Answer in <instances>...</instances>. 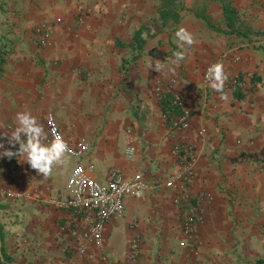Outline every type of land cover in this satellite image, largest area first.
<instances>
[{
	"label": "crops",
	"instance_id": "0c3cea01",
	"mask_svg": "<svg viewBox=\"0 0 264 264\" xmlns=\"http://www.w3.org/2000/svg\"><path fill=\"white\" fill-rule=\"evenodd\" d=\"M195 1L183 0L170 31L156 20L157 0H0V141L7 148L16 114L30 111L45 131L51 114L69 143L83 138L87 144L85 157L65 153L53 165L46 188L39 185L42 173L22 157H0V186L38 196L28 202L5 196V206L0 195L2 243L11 257L4 264H264V0H232L248 36L207 29ZM208 5L219 20L220 5ZM83 9L86 25L76 21ZM42 21L53 28L48 45L34 33ZM141 25L148 29L134 50ZM180 28L192 37L183 48L175 36ZM224 51L239 56L222 65L242 83L220 93L202 74ZM171 79L190 107L188 129L168 125L155 91ZM176 143L191 148L192 190L210 194L196 249L179 245L178 181L165 185L181 167L171 151ZM78 162L91 163L103 184L112 171L142 173L153 183L142 196L125 198L124 212L104 226L102 248L91 244L84 254L76 251L72 213L49 202L68 195L67 178ZM135 238L139 255L130 261Z\"/></svg>",
	"mask_w": 264,
	"mask_h": 264
},
{
	"label": "built area",
	"instance_id": "2783aa9c",
	"mask_svg": "<svg viewBox=\"0 0 264 264\" xmlns=\"http://www.w3.org/2000/svg\"><path fill=\"white\" fill-rule=\"evenodd\" d=\"M87 12V9H83L76 16L78 24L86 25L85 15ZM120 21L123 22V20ZM52 29V25L46 21H42L35 26L34 33L41 44L48 45L50 43ZM238 59V55L230 51H224L218 58L205 66L202 74L204 81L208 82L205 75L211 64H223L226 60L237 61ZM224 73L227 76L224 86L236 87L242 83L239 73H226L225 71ZM174 83L175 80L171 79L164 86L157 84L155 91L159 96L169 94L172 104L176 107L177 112L171 119V128L176 130L188 129L191 110L183 95L173 90ZM44 121L46 125L45 142L60 136L67 144V151L65 152L67 155L77 159L86 156L87 144L83 138L76 140L74 143H69L53 115L47 114ZM202 133L203 131L200 130L199 134ZM8 147H10L9 144ZM188 148L190 150L189 146L182 143H176L172 146L171 151L177 156L181 167L176 176L165 181V185L173 186L174 182L178 181L179 193L175 195L174 203L180 215L181 232L193 241V249H196L202 244V240L198 235V227L205 220L203 206L210 199V194L204 190H192L193 164L191 156H187V153H189ZM134 150V146H129L127 148L128 155H131ZM93 169V165L89 162H78L67 178L69 182L67 183L69 187L68 195L49 198V202L56 208L66 209L72 213L75 226L72 228L71 233L80 237L76 245V251L79 254L87 252L91 244L101 249L104 244V226L111 218L124 212L125 198L140 197L153 187V183L147 181L142 173L125 176L119 171H112L107 183L103 184L96 179ZM47 179L48 175L43 176L42 174L39 185L46 188L45 182ZM35 193L36 191L33 189L16 190L0 186V195L14 201L28 202L34 200L38 198ZM138 245L139 238H135L132 242V250L127 257L128 260L134 261L138 257Z\"/></svg>",
	"mask_w": 264,
	"mask_h": 264
},
{
	"label": "clouds",
	"instance_id": "9594fccd",
	"mask_svg": "<svg viewBox=\"0 0 264 264\" xmlns=\"http://www.w3.org/2000/svg\"><path fill=\"white\" fill-rule=\"evenodd\" d=\"M178 46L183 48L185 44L192 43V37L186 29L180 28L176 31ZM176 58L183 59L182 52L175 53ZM151 67V66H150ZM162 65L155 67L156 71H160ZM205 79L209 82L211 88L216 92L222 93L224 82L227 79L220 63L211 64L206 71ZM221 98H226L221 96ZM16 127L11 130L8 135V144L5 147L0 141V157L16 158L22 157L21 162H26L32 169L43 176L51 173L54 164L62 162L67 144L62 137L46 141V133L43 125L30 111H20L16 114ZM18 146V147H17Z\"/></svg>",
	"mask_w": 264,
	"mask_h": 264
},
{
	"label": "trees",
	"instance_id": "16d2710c",
	"mask_svg": "<svg viewBox=\"0 0 264 264\" xmlns=\"http://www.w3.org/2000/svg\"><path fill=\"white\" fill-rule=\"evenodd\" d=\"M220 5L221 17L217 20L218 24L216 26L209 19V15L198 12L195 13L196 16L202 18L207 29H215L221 34H230L234 32L237 36L243 35L248 36V28L246 26V20L243 15H241L232 3V0H216ZM183 9V0H159V5L157 9L158 16L156 20L161 23L162 27L167 28L172 31L175 28V25L181 19V10ZM148 28L145 25H141L134 32L133 41L131 47L134 50H140L143 46V32ZM136 55V54H133ZM3 50L0 47V75L3 72ZM162 111L165 115L168 125L171 127L172 115L177 112L176 107L171 102V96L169 94L161 95ZM189 153L187 156H191V152L188 148ZM3 235L1 233L0 226V264H4L7 261H11V257L6 253L3 247Z\"/></svg>",
	"mask_w": 264,
	"mask_h": 264
},
{
	"label": "rangeland",
	"instance_id": "374dc122",
	"mask_svg": "<svg viewBox=\"0 0 264 264\" xmlns=\"http://www.w3.org/2000/svg\"><path fill=\"white\" fill-rule=\"evenodd\" d=\"M157 2H158V5H159V0H157ZM196 2V11L197 12H195V13H198V12H202V13H204V15L205 14H208L209 15V19L213 22V23H217V20L215 21V18L213 17V14L212 13H208L207 12V10L205 9V6H206V4H208L209 3V5L210 4H215V5H217V1L216 0H196L195 1ZM208 5V6H209ZM218 5H219V3H218ZM214 7V6H213ZM213 10V12L216 14H218V9H216V8H214V9H212ZM202 19V18H201ZM203 21V20H202ZM215 21V22H214ZM204 22V21H203ZM205 24V23H204ZM218 24H216V26H217ZM190 150H191V148H190ZM9 161H14V158H11V159H9ZM67 183H69L68 181H67ZM67 183H66V186H67ZM69 185V184H68ZM67 189L69 190V187L67 186ZM2 198H4L3 200H4V202L6 203L5 204V206H7L8 204V202H7V200H6V198H5V196L4 197H2ZM18 203H20V202H18ZM180 232H181V225H180ZM181 234H182V232H181ZM182 238H181V240L179 241V245H181V246H185V245H192V247H193V241L191 240V239H188L186 236H184L183 234H182ZM203 244V243H202ZM201 244V245H202ZM200 245V246H201Z\"/></svg>",
	"mask_w": 264,
	"mask_h": 264
}]
</instances>
